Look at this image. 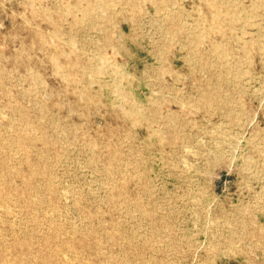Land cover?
Here are the masks:
<instances>
[{
    "label": "rangeland",
    "instance_id": "374dc122",
    "mask_svg": "<svg viewBox=\"0 0 264 264\" xmlns=\"http://www.w3.org/2000/svg\"><path fill=\"white\" fill-rule=\"evenodd\" d=\"M0 264H264V0H0Z\"/></svg>",
    "mask_w": 264,
    "mask_h": 264
}]
</instances>
